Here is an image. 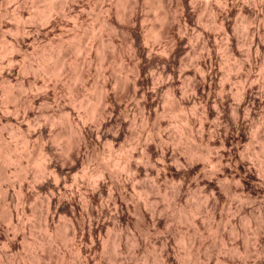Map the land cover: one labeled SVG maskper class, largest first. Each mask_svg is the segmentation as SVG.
<instances>
[{
  "label": "clouds",
  "instance_id": "clouds-1",
  "mask_svg": "<svg viewBox=\"0 0 264 264\" xmlns=\"http://www.w3.org/2000/svg\"><path fill=\"white\" fill-rule=\"evenodd\" d=\"M0 264H264V0H0Z\"/></svg>",
  "mask_w": 264,
  "mask_h": 264
}]
</instances>
